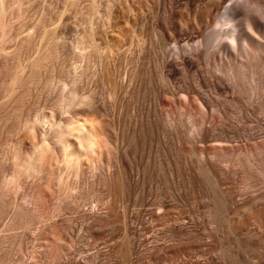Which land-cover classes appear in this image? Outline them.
Masks as SVG:
<instances>
[{
	"label": "rangeland",
	"instance_id": "1",
	"mask_svg": "<svg viewBox=\"0 0 264 264\" xmlns=\"http://www.w3.org/2000/svg\"><path fill=\"white\" fill-rule=\"evenodd\" d=\"M153 1V13L147 10L145 15L139 10L141 0L78 1L67 13L72 16L57 26L66 29L67 42L74 47L87 20L94 19L92 33L99 49L80 59L60 46L36 82L7 103L0 88V187L13 169L15 151L28 152L33 141L26 121L44 114L36 113L42 106L46 112L52 110L57 92L45 89V82L74 81L88 102L70 113L53 114L57 120L86 117L99 122L112 144L111 169L110 174L104 170L93 179L78 180L55 221L79 223L82 210L94 206L102 211L110 202L119 211L145 207L183 211L197 228L210 230L215 225L210 214L222 204L228 212L239 211L248 229L231 231L223 217L212 236L251 243L252 253L263 256L258 264H264V228L255 217L264 211V92L251 103L234 93L222 70L232 63L218 50L206 49L215 26V5L226 0H180L177 6L172 0ZM243 1L264 6L261 0ZM42 2L53 11L61 10L56 0ZM39 17L31 12L24 27L30 31ZM38 36L23 50V58L32 55ZM175 40L182 43L178 50ZM173 58L181 60L175 73L167 66ZM183 58H191L190 63L184 64ZM8 66L1 57L0 83L9 78ZM240 72L247 76L248 70ZM218 82L226 87L225 93L216 90ZM198 93L208 99H200ZM35 184L49 185L53 193L59 186L55 175L45 171L30 181L25 177L16 194L0 192V264H25V244L40 237L45 209L26 203L27 209L16 217L11 205L13 196L21 201ZM131 220L135 225L137 218ZM130 230L124 246L135 251L142 236L136 226ZM44 263L48 264L44 258L35 259V264Z\"/></svg>",
	"mask_w": 264,
	"mask_h": 264
},
{
	"label": "bare ground",
	"instance_id": "2",
	"mask_svg": "<svg viewBox=\"0 0 264 264\" xmlns=\"http://www.w3.org/2000/svg\"><path fill=\"white\" fill-rule=\"evenodd\" d=\"M56 1L60 4V11L51 10L42 0H0V58L9 62L11 71L9 78H3L0 83L4 103L26 85L36 82L37 74L45 63L55 58L60 46L65 47L68 55L80 59L99 49L92 33V18L89 21L84 19L88 25L75 38L74 47L67 42L66 29L57 23L64 22L63 19L67 21L72 16L67 13L80 0ZM140 3L142 15L147 10L153 11V0H141ZM172 3L177 6L180 0H172ZM215 6V26L206 42V49L218 50L232 63L229 69H222L229 76V86L251 103L264 92V6L255 2L251 5L243 0L220 1ZM31 12L40 14V17L31 23L28 31L23 22ZM37 33L39 44L34 45L32 55L23 58V50L33 43ZM175 43L174 49L178 50L179 42L175 40ZM177 58L167 63L173 73L177 71ZM190 59L183 58L182 62L189 64ZM241 68L248 70L247 76L240 72ZM74 83L52 79L45 82V89L57 92L52 110L46 112L42 106L36 113L44 114L26 121L33 141L28 152L21 154L19 150L15 151L11 159L13 169L0 187L2 194H16L24 185L25 177L30 181V177L38 178L45 171L55 175L58 181L57 193H53L49 185L35 184V190L25 192L21 201L14 196L13 200L10 198L15 216L27 209L26 203L45 209L41 216L46 222L40 228L39 239L36 242L32 239L25 248H21L27 252L28 264H35V259L40 257L48 264H258L261 256L252 253L251 243L239 240L223 242L212 236L220 228L219 221L223 217L231 231L248 229L239 211L228 212L222 204L215 206L210 214L215 224L210 230L197 228L183 211L152 207L135 211L123 207L125 209L119 211L104 201L106 204L102 211H97L94 206L82 210L79 223L55 221L66 200L72 197L78 180L93 179L104 170L111 169L112 144L99 122L86 117L57 120L53 114L57 110L70 113L88 102V96L80 94ZM245 83H248L247 87ZM215 88L225 93L226 87L222 83L218 82ZM197 96L206 98L200 93ZM177 109L180 111L182 107L177 106ZM48 198L51 204L46 206ZM134 217L137 218L135 225L131 220ZM255 217L259 228H264V211L257 212ZM132 226H136L142 236L140 249L135 251L124 246L129 243ZM236 249L245 250L247 254L233 253Z\"/></svg>",
	"mask_w": 264,
	"mask_h": 264
}]
</instances>
